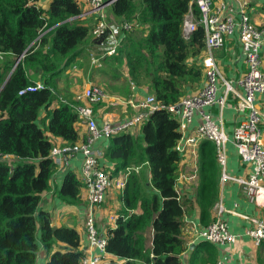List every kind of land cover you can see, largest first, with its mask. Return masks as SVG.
<instances>
[{"label":"trees","instance_id":"16d2710c","mask_svg":"<svg viewBox=\"0 0 264 264\" xmlns=\"http://www.w3.org/2000/svg\"><path fill=\"white\" fill-rule=\"evenodd\" d=\"M39 2L0 0V264H38L41 246L51 252L59 242L64 246L57 247L46 264H80L84 252L78 230L54 226L52 215L40 203L58 170L51 155L56 143L50 135L70 145L87 139L78 127L83 123L75 98H59L58 88L62 75L83 55L94 25L80 19L85 11L82 0H52L47 8ZM190 2L113 0L110 6L118 22L137 21L141 27L135 30H147L142 36L128 32L117 53L104 59L106 65L118 69L126 63L132 81L147 87L167 107L178 105L187 96L190 80L202 76L204 26L188 39L182 30ZM192 8L200 18L197 5ZM107 17L112 23L109 13ZM51 27V36L42 34ZM33 69L41 71L44 88L20 94L36 84L29 74ZM56 99L58 105L53 106ZM107 100L93 104L94 112ZM42 110L46 115L41 122ZM181 137L179 115L159 109L139 133L128 130L106 138L101 160L113 177L145 165L151 173L150 180L141 171L132 170L128 176L120 194L123 206L116 226L107 232L106 247L124 262L111 259L106 264H183L188 242L183 237L186 201L177 191L181 154L176 146ZM211 142L201 144L197 197L202 222L210 219L219 195V162ZM83 188L82 174L80 178L67 170L56 194L67 204H77Z\"/></svg>","mask_w":264,"mask_h":264},{"label":"crops","instance_id":"0c3cea01","mask_svg":"<svg viewBox=\"0 0 264 264\" xmlns=\"http://www.w3.org/2000/svg\"><path fill=\"white\" fill-rule=\"evenodd\" d=\"M51 1L52 0H40L39 3L44 8H47ZM107 2L103 10L106 11V14L109 13L110 19L113 21L112 23L120 25L121 22H118L110 12V1ZM222 3H226L223 12L225 16L234 15L239 19L241 10H245L257 25L264 26V0H213L214 8H219ZM84 10L80 19L88 20L90 24L95 25L97 13L90 12L87 4H85ZM53 30L54 28L51 27L46 29L42 34L51 36ZM99 42V39L92 36V38H89L88 41L84 43L83 55L78 57L73 65L67 69L66 73L60 78L58 92L59 98L62 97L74 100L78 93H81L90 85L95 84L102 87L108 95V100L105 104L98 105V110L95 111V117L98 125L101 127L106 120H112L114 123H118L133 117L134 114L136 115L140 111L136 104L141 102L150 92L147 87L136 85L132 81L126 63L118 70L108 67L104 60L102 67L92 65L90 60L91 55L102 54ZM212 53L221 69L222 75L236 84V81L245 74L248 68L238 29L226 35L224 45L215 48ZM206 54L207 50H204L202 53V61ZM260 57L261 69L264 71V46L261 48ZM194 60L201 65V60ZM103 68L105 69L103 70ZM201 68L202 76L200 79L190 80L191 82L186 88L187 96L203 88L205 77L203 74V66H201ZM109 69H113L117 73L113 74ZM29 74L31 79L36 83L43 82V76L39 69H33ZM221 86L222 85L219 86L218 95L222 93ZM57 105L58 101L56 99L53 106ZM256 106L257 109L264 113V93H259L257 95ZM204 110L211 114L219 125L224 127L229 137V141L227 142V173L236 177H248L252 174L254 166L247 164L241 159L236 146L231 141L236 125L246 117V114H242L236 109L235 100L232 97L222 108L219 104H216L206 106ZM45 115V110H42L41 118L44 119ZM200 123L201 115L197 113L194 115L192 122L188 123L187 128L182 131L180 142L184 141L183 139L185 136H189L193 133L194 129ZM82 125L84 124H78V127L81 128L80 131L82 133H85L87 131L86 126ZM139 131L140 127L132 129L133 133H139ZM50 137L56 144H63L60 138L52 135H50ZM106 138L105 136H101L92 146L99 150L101 154H104L107 147L108 142ZM262 140L264 142V126L262 129ZM205 141L208 140H202L199 145L196 164L189 154H183L178 166L177 191L180 197L186 201L183 237L188 242V249L182 254V262L183 264H211V262H207V260L210 261L211 259V261L214 260V264H217L219 260H221L223 264H264V240L260 244H257L255 239L246 233V230L253 225V222L248 217L264 220V205L259 206L251 201L245 193L243 186L238 182L223 179L220 164L218 173V201L212 209L210 219L206 220V222H202L201 220V210L198 204L197 193L200 182L201 144ZM211 143L214 144L213 142ZM68 163L69 164L64 169L60 168L54 174L51 180V190L42 194L40 203L41 208L50 212L54 226L63 225L78 230L81 236L80 249L83 250L84 255L100 256L102 258L100 264H106L111 259L124 262L108 252L104 253L99 248L90 246L85 229V212L87 209L86 189H82V201L77 204H67L56 194L57 190L62 187L65 172L67 170L75 171L81 178L83 154L79 152L75 153L68 159ZM140 171L150 180L151 173L146 165L140 168L139 172ZM121 192L122 191L117 188L109 190L104 203L96 210L97 225L104 234H107L108 230L112 228L110 217L112 215H117L119 210L122 209L123 204L120 200ZM219 206H222L224 209V212L221 214L218 213ZM218 217L224 219L228 224L229 230L236 234L238 238L236 243H205L199 239L197 236L198 232ZM146 235L148 237L147 248L150 249L153 237L152 230ZM59 246H64V244L59 242ZM59 246H56L51 252L46 251V249L41 246L38 264H46L50 255ZM139 264L144 263L139 262Z\"/></svg>","mask_w":264,"mask_h":264},{"label":"built area","instance_id":"2783aa9c","mask_svg":"<svg viewBox=\"0 0 264 264\" xmlns=\"http://www.w3.org/2000/svg\"><path fill=\"white\" fill-rule=\"evenodd\" d=\"M89 6L90 12L97 13L92 35L102 39L99 46L101 55H91V63L96 67L103 66V60L115 55L128 32L141 27L140 22L125 20L120 25L111 23L103 10L106 0H82ZM110 1V3H112ZM190 11L185 16L183 23V36L188 39L195 32L199 25H203L206 35V50L202 66L205 77V84L199 91L184 97L178 105L166 106L157 101L155 95L148 94L141 102L136 104L139 112L124 121L114 123L106 120L103 126H99L95 117L93 104L108 99L107 93L98 85H90L75 97L78 103L79 119L86 126L87 139L85 142L70 145H54L51 155L58 169H64L69 163L68 159L75 153L83 154V165L81 174L86 184L87 209L85 212V229L93 248H99L107 252L108 234L102 233L97 225L96 210L106 199L107 193L113 188L123 189L126 186L128 176L132 170L139 171L140 168L130 169L113 177L107 165L101 161V152L95 149L93 143L101 136L111 137L125 131H132L140 127L143 122L156 110L168 109L177 113L180 120L181 132L192 122L195 114L201 115V123L194 129L193 133L184 137L183 142H178L176 149L183 154H189L196 164L198 149L202 140L212 141L216 146V153L222 169L223 179L233 180L243 186L248 198L258 204L264 205V142L262 140V129L264 126V113L256 106V99L259 93H264V71L261 69L260 51L264 46V26L257 25L251 17L241 10L240 18L234 15H224L226 3L219 8H214L213 0H191ZM192 4L197 5L201 11L200 18H196ZM239 31L240 41L246 55L248 68L245 74L236 81V84L222 75L212 51L222 47L226 35ZM106 40V41H104ZM222 88L221 95H218L219 86ZM44 88V83L39 82L28 86L20 91V94L36 91ZM235 100L236 109L246 117L235 127L233 139L241 159L247 164L254 166L252 174L248 177H236L226 171L227 166V142L229 137L222 125L204 110L206 106L219 104L222 108L230 98ZM179 108V109H177ZM224 212L219 206L218 213ZM117 216L112 215L110 221L112 228L116 226ZM253 225L246 230V233L255 239L257 244L264 240V220L248 217ZM197 236L201 240H207L218 244H233L237 241L236 234L232 233L227 222L218 217L209 225L203 227ZM102 258L98 255H84L80 264H100ZM217 264H223L221 260Z\"/></svg>","mask_w":264,"mask_h":264},{"label":"rangeland","instance_id":"374dc122","mask_svg":"<svg viewBox=\"0 0 264 264\" xmlns=\"http://www.w3.org/2000/svg\"><path fill=\"white\" fill-rule=\"evenodd\" d=\"M146 30H147V28H143V29L141 28V29L133 30V31H135L134 33L138 34L139 36H142L143 33L145 34L144 31H146ZM133 31H132V32H133ZM92 36H93V35H91L89 38H92ZM93 37H94V36H93ZM101 41H102V39L100 40L99 44L101 43ZM104 41H106V40H104ZM114 69L118 70L119 68L117 69V67H115ZM109 71L112 72L113 74L117 73V72L114 71L113 69H109ZM148 90H149V89H148ZM40 120H41V122H42L43 119L41 118ZM47 122H48V121H45V126L47 125ZM42 125H43V124H42Z\"/></svg>","mask_w":264,"mask_h":264},{"label":"water","instance_id":"95a60500","mask_svg":"<svg viewBox=\"0 0 264 264\" xmlns=\"http://www.w3.org/2000/svg\"><path fill=\"white\" fill-rule=\"evenodd\" d=\"M19 61V60H18ZM177 109H179V108H177Z\"/></svg>","mask_w":264,"mask_h":264}]
</instances>
